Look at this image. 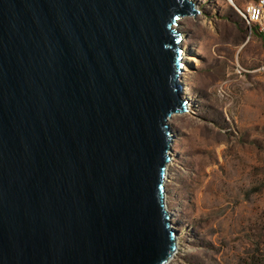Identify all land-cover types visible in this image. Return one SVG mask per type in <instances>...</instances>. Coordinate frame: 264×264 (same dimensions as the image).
<instances>
[{
    "label": "water",
    "instance_id": "obj_1",
    "mask_svg": "<svg viewBox=\"0 0 264 264\" xmlns=\"http://www.w3.org/2000/svg\"><path fill=\"white\" fill-rule=\"evenodd\" d=\"M194 0H0V264H165Z\"/></svg>",
    "mask_w": 264,
    "mask_h": 264
},
{
    "label": "rangeland",
    "instance_id": "obj_2",
    "mask_svg": "<svg viewBox=\"0 0 264 264\" xmlns=\"http://www.w3.org/2000/svg\"><path fill=\"white\" fill-rule=\"evenodd\" d=\"M194 1L177 26L188 110L169 119L165 264H264V40L236 10L248 0Z\"/></svg>",
    "mask_w": 264,
    "mask_h": 264
},
{
    "label": "built area",
    "instance_id": "obj_3",
    "mask_svg": "<svg viewBox=\"0 0 264 264\" xmlns=\"http://www.w3.org/2000/svg\"><path fill=\"white\" fill-rule=\"evenodd\" d=\"M236 10L249 31L264 36V0H248L241 10Z\"/></svg>",
    "mask_w": 264,
    "mask_h": 264
},
{
    "label": "bare ground",
    "instance_id": "obj_4",
    "mask_svg": "<svg viewBox=\"0 0 264 264\" xmlns=\"http://www.w3.org/2000/svg\"><path fill=\"white\" fill-rule=\"evenodd\" d=\"M185 51H186V49H185ZM185 51H184V54H183V56H184V59L185 60H189L190 59V55L186 52L185 53ZM186 63V62H185ZM184 66H186L185 64H184ZM182 81V78L180 77V82ZM183 91H184V88H183ZM172 134L174 135V131L172 130ZM175 137V136H174ZM169 170H168V164H167V166H166V172H165V185H166V182L168 181V179H169ZM167 197H168V193H166L165 194V203H166V208L168 209L169 207H168V205H167ZM168 211L170 212V214H171V217L173 216L172 215V212L170 211V209H168ZM174 222L172 221V226H173V228H174V224H173ZM173 256V255H172Z\"/></svg>",
    "mask_w": 264,
    "mask_h": 264
},
{
    "label": "trees",
    "instance_id": "obj_5",
    "mask_svg": "<svg viewBox=\"0 0 264 264\" xmlns=\"http://www.w3.org/2000/svg\"><path fill=\"white\" fill-rule=\"evenodd\" d=\"M255 35L261 37L264 40V36L263 35H259V34H255Z\"/></svg>",
    "mask_w": 264,
    "mask_h": 264
}]
</instances>
